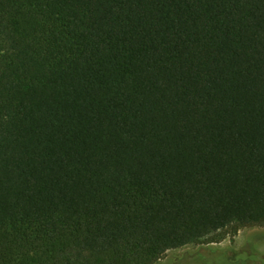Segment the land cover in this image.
<instances>
[{"label":"trees","instance_id":"trees-1","mask_svg":"<svg viewBox=\"0 0 264 264\" xmlns=\"http://www.w3.org/2000/svg\"><path fill=\"white\" fill-rule=\"evenodd\" d=\"M264 227V0H0V264H157Z\"/></svg>","mask_w":264,"mask_h":264},{"label":"rangeland","instance_id":"rangeland-1","mask_svg":"<svg viewBox=\"0 0 264 264\" xmlns=\"http://www.w3.org/2000/svg\"><path fill=\"white\" fill-rule=\"evenodd\" d=\"M157 264H264V227L224 230L168 252Z\"/></svg>","mask_w":264,"mask_h":264}]
</instances>
